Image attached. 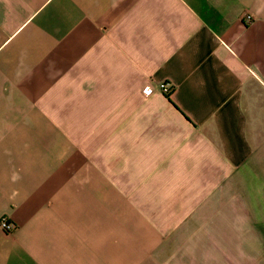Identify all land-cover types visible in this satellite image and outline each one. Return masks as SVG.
Returning <instances> with one entry per match:
<instances>
[{
    "label": "crops",
    "instance_id": "crops-1",
    "mask_svg": "<svg viewBox=\"0 0 264 264\" xmlns=\"http://www.w3.org/2000/svg\"><path fill=\"white\" fill-rule=\"evenodd\" d=\"M1 218L0 264H264V0H0Z\"/></svg>",
    "mask_w": 264,
    "mask_h": 264
},
{
    "label": "built area",
    "instance_id": "built-area-1",
    "mask_svg": "<svg viewBox=\"0 0 264 264\" xmlns=\"http://www.w3.org/2000/svg\"><path fill=\"white\" fill-rule=\"evenodd\" d=\"M245 20L249 21L250 17L249 16H245ZM159 89L161 90V92H163L165 95H168L170 93V86L168 84H160L159 85ZM142 93L144 95H149L151 93V87L149 85H145L142 87ZM0 229L2 231L5 232H10L13 230V225L10 224L9 222H7V220L5 218H1L0 219Z\"/></svg>",
    "mask_w": 264,
    "mask_h": 264
}]
</instances>
